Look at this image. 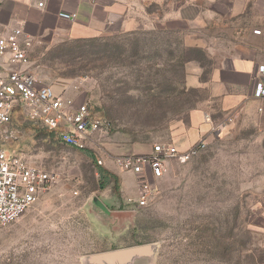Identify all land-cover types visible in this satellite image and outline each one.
<instances>
[{"label":"rangeland","instance_id":"1","mask_svg":"<svg viewBox=\"0 0 264 264\" xmlns=\"http://www.w3.org/2000/svg\"><path fill=\"white\" fill-rule=\"evenodd\" d=\"M168 9L148 7L156 18L137 34L34 43L29 69L39 82L89 101L108 125L85 149L19 115L0 129L1 145L59 175L17 221L0 227V264H93L94 254L146 244L154 253L126 264H264V101L219 117L203 151L169 162L145 207L134 203L135 176L116 165L125 153L175 143L191 107L206 98L186 86L187 63L144 72L149 62L132 57L135 42L145 57L157 49L163 61L168 51L194 58L207 76L218 57L190 46L186 34H231L217 20L173 22ZM168 86L185 92L162 91Z\"/></svg>","mask_w":264,"mask_h":264},{"label":"crops","instance_id":"2","mask_svg":"<svg viewBox=\"0 0 264 264\" xmlns=\"http://www.w3.org/2000/svg\"><path fill=\"white\" fill-rule=\"evenodd\" d=\"M38 1L6 0L0 6V21L10 27L21 26L35 42L90 39L142 29L147 17L156 18L147 13L148 7L166 4V14L173 22L190 26L200 22L199 18L205 25L217 20L220 28L231 32L218 39L186 34L190 46L202 47L218 58L207 76L196 61L186 64V86L205 91L206 98L191 110L190 125L174 141L181 150L201 138L210 140L215 122H222L219 117L225 119L264 101L254 96L257 82L264 81L259 71L264 65V0H41L44 7H39ZM70 97H75L77 104L83 102L76 93ZM144 150L140 153H150L152 146Z\"/></svg>","mask_w":264,"mask_h":264},{"label":"built area","instance_id":"3","mask_svg":"<svg viewBox=\"0 0 264 264\" xmlns=\"http://www.w3.org/2000/svg\"><path fill=\"white\" fill-rule=\"evenodd\" d=\"M5 1L0 0V6ZM38 6L44 7L45 2L38 1ZM254 32L260 34L261 30ZM34 43L21 26L10 27L0 21V129L19 115L54 132L61 142L85 149L108 123L89 101L77 104L75 97L39 82L29 69ZM259 71L264 75V65ZM254 96L264 99V81L257 82ZM207 145L206 138L186 150L172 142H157L150 153L117 157L116 165L135 176L136 206L145 207L155 198L157 183L170 171V161H188ZM98 163L104 161L98 158ZM58 181L56 172L0 144V227L17 221Z\"/></svg>","mask_w":264,"mask_h":264},{"label":"trees","instance_id":"4","mask_svg":"<svg viewBox=\"0 0 264 264\" xmlns=\"http://www.w3.org/2000/svg\"><path fill=\"white\" fill-rule=\"evenodd\" d=\"M138 32L139 31L134 30V31L126 33V34H128V35L137 34ZM76 40H83V39H76ZM135 40H137V38H135ZM197 49L198 48H190L189 50H197ZM141 50H142V48L139 47V45L137 44V41H136L135 45H134V49L132 50L133 51L132 57H134V59L143 58V59L148 60L149 63H147L146 69L142 68L144 70V72L146 70H153L156 67V65L165 64V62H166V64L173 63L172 64V67H174L173 70L178 71L177 70L178 68L183 67L187 62H189V61L194 59V58L187 57L185 55H182V56L178 55L177 56V55L174 54V52L168 51V55L166 56V59L163 61V58H162L163 56L160 54V52L157 49L156 50L152 49L151 51H149L151 54H149L147 57L142 55ZM158 58L161 59L160 62H159ZM167 61H171V62H167ZM134 64H135V60H134ZM137 64H139V62ZM157 70L160 71L162 69L159 68ZM162 91L168 92L170 94H175L177 92H180L182 94V93L185 92V88H183L182 90L178 91L177 87L168 86L167 88L163 89ZM191 108H195V107L192 106ZM49 132H50L51 135L56 136L54 132H52V131H49Z\"/></svg>","mask_w":264,"mask_h":264},{"label":"water","instance_id":"5","mask_svg":"<svg viewBox=\"0 0 264 264\" xmlns=\"http://www.w3.org/2000/svg\"><path fill=\"white\" fill-rule=\"evenodd\" d=\"M153 253L152 245L146 244L94 254L89 258V261L93 264H126L136 257Z\"/></svg>","mask_w":264,"mask_h":264}]
</instances>
